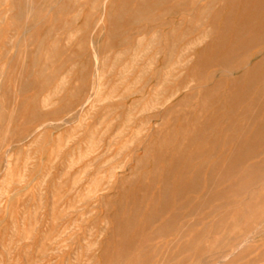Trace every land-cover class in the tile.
<instances>
[{"label": "rangeland", "instance_id": "1", "mask_svg": "<svg viewBox=\"0 0 264 264\" xmlns=\"http://www.w3.org/2000/svg\"><path fill=\"white\" fill-rule=\"evenodd\" d=\"M66 1L0 0V72H2L0 75V264H264V133L259 132L261 121H264V109L257 106L258 100L264 99V84L256 83L252 86L249 98L236 108L235 115L223 99L220 103L204 109L199 100H191L192 103L182 101L186 94L185 91L183 92L185 85L176 87L173 84L171 88L167 87L168 90L163 88L164 90L155 92L156 80L168 72V69H162L165 66L163 64L165 55L159 54L156 48L161 43L160 47H165L167 37L169 39L170 36H179L181 40L176 42L175 55H173V60L178 63L188 42L203 32L209 20L216 18V15L209 14L202 23L196 24L193 14L189 12L190 8L181 4L183 0H171L170 3L168 0L161 3L163 8L160 5L158 8L149 10L150 12L135 13L140 19L138 18L139 20H135L132 24L121 23L122 28L119 31L110 29L115 22L106 19L103 29L105 31H102L104 34L101 33L104 36L100 34L97 37L96 32L93 31L103 15L101 3L95 7L90 3V7L88 3L94 0ZM181 7L183 10L185 8V11ZM61 8H65L66 10L63 9V11L66 12H60ZM26 12L31 14L27 15ZM110 12L109 14H116L114 10ZM65 13L67 14L64 16ZM161 16L163 18H160ZM87 17H89L88 21ZM224 19L225 16L221 15L216 25L222 26ZM134 23L136 25H133ZM188 26H191L193 30H190ZM36 28L39 29L36 30ZM187 31L188 36L185 33ZM76 32L79 33L74 42L71 39ZM117 33L121 35V38L116 39L114 35ZM90 34L94 37L92 38ZM86 37L88 40L85 39ZM91 40L96 42V48L101 50L103 58L106 59V68L103 73H105L104 81L108 84L102 88L103 93H100L96 99L94 111L87 112L80 120L73 121L67 126H59V121L64 118L72 117V114L77 116V110L94 92L93 89H96L93 87L96 77ZM202 47L196 48L197 54L193 55L194 59L198 57V53L200 55ZM245 48L235 55L228 52L224 66L210 63L203 79H198L193 84L207 87L218 84L219 96H227L230 93L231 83L240 78L243 79L241 76L245 70L240 69L241 65L250 62L249 68H253L259 60L264 58V50L259 51L264 49V43L259 47ZM46 49H49L47 52L50 51V53L45 52ZM135 49L140 50L142 59L140 57L138 61L133 62L136 55ZM60 50H64L65 53ZM74 50H81V54L76 58L73 56ZM57 53L58 58L55 59ZM234 56L237 58L236 61L233 60ZM53 59L56 60L55 64ZM121 59L125 62H120ZM50 63H52L51 67ZM81 63L85 67H82ZM28 69L31 70L28 71ZM43 72H46L48 76ZM47 72H50V76ZM28 74L31 77H28L30 80L27 78ZM87 76L89 78H85ZM46 78L49 82H53H47ZM179 78L175 74L171 81L180 84L184 78ZM176 79L180 82L178 80L176 82ZM43 86L46 88H42ZM179 88H182V91L175 96L177 90L173 89ZM18 89H21L23 93L18 92ZM62 96L65 98L63 97L64 100L61 101ZM170 98L173 102L169 101L168 105L167 100ZM52 100L54 101L51 102ZM180 101L185 104L179 105ZM162 104L168 105L167 108H174V113L165 118V127L170 130L172 128L174 133L180 126L186 124V121H188L187 126L194 123L196 116H198V122L202 123L201 126L210 121L209 128H205L206 132L200 135L201 138L199 137L201 141L197 139L198 137H185L186 140L184 137H170L165 146L161 137H145L146 129L153 128L160 121L154 116L162 110ZM132 105H135L134 108L132 107V112L136 110L131 118L120 116L123 110ZM218 107L221 109L220 113L224 112L216 117ZM31 108H34L36 112L30 111ZM212 115L216 118L212 119ZM255 117H257L256 120ZM50 123L55 125L48 126L44 134L42 133L41 136L34 134L39 125ZM248 123L252 124L248 125ZM124 126L128 129L126 134L119 135ZM10 128L11 131H9ZM189 128L198 130L199 127L191 125ZM142 130L143 132H140ZM202 135H205L204 138ZM171 138L175 144L171 143ZM180 143L186 146L183 151L184 157L178 154ZM161 149L166 154H163ZM172 149L175 151L173 155ZM235 152L241 153V159H231V155ZM177 154L179 156H175ZM11 173L14 175L11 176ZM168 174H170L169 177ZM75 177L78 182L75 181ZM80 178L83 180L81 181ZM145 178H147L146 181ZM134 216L136 218L132 220Z\"/></svg>", "mask_w": 264, "mask_h": 264}, {"label": "bare ground", "instance_id": "2", "mask_svg": "<svg viewBox=\"0 0 264 264\" xmlns=\"http://www.w3.org/2000/svg\"><path fill=\"white\" fill-rule=\"evenodd\" d=\"M23 1V0H22ZM28 1V0H27ZM32 1V0H31ZM47 1V0H46ZM62 1V0H61ZM66 1V0H65ZM69 1V0H68ZM78 1V0H77ZM76 1V2H77ZM166 2V1H168V0H94L93 2H89L88 3V5H90V7H91V4H93L94 5V7L95 6H98L100 3H101V5H102V7H103V15H102V17L99 19V21H98V24H97V27L95 28V30L93 31L94 33L96 32V35H97V37H98V35H100L101 33H102V31H103V29L105 28V21H106V19H108V20H110L111 22H115V24H114V26H111L110 27V29H112V30H114V31H119L122 27H121V23H129V24H132V22H134L135 20H137L139 17L135 14V13H142V11H149V10H151V9H155V8H158L160 5L162 6V2ZM170 1L171 0H169L168 2L170 3ZM173 1V0H172ZM2 2H4V1H2ZM12 2V1H11ZM14 2H16V1H14ZM19 2V1H18ZM17 2V3H18ZM21 2V1H20ZM25 2H26V0H25ZM44 2H45V0H44ZM67 2V1H66ZM63 3H65V2H63ZM62 3V4H63ZM91 3V4H90ZM13 4H15V3H13ZM20 4V3H19ZM21 4H23V3H21ZM68 4V3H67ZM71 4V3H70ZM69 4V5H70ZM75 4H78V3H75ZM166 4V3H165ZM182 5H184V6H186V7H188V8H190V11L189 12H191L192 14H193V16H194V21L195 22H197L196 24H198V23H202L203 21H204V19L206 18V16H208L209 14H214V15H216V18H214V19H212V20H209V24H208V26H207V28L206 29H203L204 31L203 32H201L195 39H193V40H189L190 42H188V46H187V48L184 50V54H183V56H182V58H180V60H179V62L178 63H175L176 61H174L173 60V55H175V53H174V50H176V49H174L175 48V45H176V42L178 41V40H181V38H178V37H175V36H170L169 37V39H167L166 38V40H167V44H165L164 46L165 47H160L161 45H162V43H161V45L160 46H158L157 48H156V51H158V53L160 54V53H163V55H165V57H164V67L162 68V69H168V72L167 73H165L164 75H162L159 79H158V77H157V79L158 80H156V85L155 86H157L159 89H157V87H156V90H155V92L156 93H158V92H160V91H162V90H164L163 88H167L168 86H169V88H171L170 86L171 85H176V87H179V86H182V85H185V88H183L184 90H183V92L184 93H186L184 96L185 97H183L184 98V100H182V101H185V102H190L191 100H193V101H195V100H199L198 102H200V105L203 107V109L204 108H208L210 105H216L217 103H220L221 102V100L223 99L224 100V103L225 104H228L230 107H231V109H232V111L231 112H233V114L235 115L236 113V108L239 106V105H241L242 103H244L245 101H246V99L247 98H249L248 97V95H249V93L251 92V88H252V86L254 85V84H256V83H262V84H264V58H262L261 60H259L256 64H255V66L253 67V68H249V66H250V62H247V63H244L243 65H241V67H240V69H244L245 71H244V73H243V75L241 76L243 79H241L240 78V80H238V81H233L232 83H231V85H230V93L227 95V96H219V85L218 84H215V85H213L212 87H207L206 85L205 86H202V85H199V84H193L195 81H198V79H201L204 75H205V71H206V69H207V67L209 66V64L210 63H214L216 66H224V64H226V63H224V61L227 59L226 58V54L229 52H231L232 54H238L239 52H240V50L242 49V48H244V47H246V48H252V47H254V46H257V47H259V46H261L263 43H264V0H183L182 1V3H181ZM4 5V4H3ZM25 5V4H24ZM39 5V4H38ZM64 5V4H63ZM88 5H86V6H88ZM31 6V5H30ZM60 6V5H59ZM85 6V5H84ZM164 6H166V5H164ZM175 6H176V4H175ZM16 7V6H15ZM29 7V6H28ZM34 6H32V8H33ZM50 7V6H49ZM54 7H55V5H54ZM173 7V6H172ZM171 7V8H172ZM27 8V7H26ZM56 8V7H55ZM54 8V9H55ZM58 8H60V7H58ZM67 8V7H66ZM81 8V7H80ZM162 8H163V6H162ZM175 8V7H174ZM182 8V10H183V7H181ZM20 9V8H19ZM21 9H22V7H21ZM30 9V8H29ZM63 9H65V8H61L60 9V12H62L63 11ZM82 9V8H81ZM90 9V8H89ZM170 9V8H169ZM168 9V10H169ZM173 9V8H172ZM187 9V8H186ZM31 10V9H30ZM30 10H29V12H30ZM66 10V9H65ZM68 10V9H67ZM86 10V9H85ZM112 10V12H113V10L114 11H116V14H109V12ZM160 10V9H159ZM174 10V9H173ZM178 10H180V9H178ZM5 11V10H4ZM19 11V10H18ZM22 11H24L25 12V10H23L22 9ZM32 11H34V9H32ZM56 11V10H55ZM86 11H90V10H86ZM98 11V10H97ZM155 11V10H154ZM170 11H171V9H170ZM176 11H177V9H176ZM183 11H185V8H184V10ZM24 12H23V14H24ZM28 12V11H27ZM26 12V13H27ZM50 12V11H49ZM63 12H66V11H63ZM79 12V11H78ZM99 12V11H98ZM150 12V11H149ZM152 12H153V10H152ZM158 11H156V13H157ZM165 12H168V11H165ZM173 12V11H172ZM22 13V12H21ZM56 13V12H55ZM59 13V12H58ZM57 13V14H58ZM83 13H84V10H83ZM111 13V12H110ZM115 13V12H114ZM125 13H127V15L125 14ZM147 13V12H146ZM163 13H164V11H163ZM171 13V12H170ZM185 13V12H184ZM8 14V13H7ZM10 14V13H9ZM28 14H31V13H27V15ZM60 15H62L61 13H59ZM59 14H58V16H59ZM67 13H65L64 14V16L66 15ZM73 14V13H72ZM91 14V13H90ZM153 14H154V12H153ZM152 14V15H153ZM181 14H183V13H181ZM186 14V13H185ZM20 15V14H19ZM55 15V14H54ZM95 15V14H94ZM154 15H156V14H154ZM160 15H162V14H160ZM166 15H168V14H166ZM165 15V16H166ZM187 15V14H186ZM221 15H224L225 16V19H224V21H223V25L222 26H220L219 27V25L217 26L216 25V22H219V19L221 18ZM5 16V15H4ZM3 16V17H4ZM31 16H33V14L31 15ZM30 16V17H31ZM142 16H144V15H142ZM148 16V15H147ZM150 16H151V14H150ZM157 16V15H156ZM163 16V15H162ZM160 17V18H163V17ZM172 16V15H171ZM17 17V16H16ZM21 17H22V15H21ZM29 17V16H28ZM48 17V16H47ZM100 17V16H99ZM182 17V16H181ZM25 18V17H24ZM27 18V17H26ZM36 18V17H35ZM59 18V17H58ZM79 18V17H78ZM14 19V18H13ZM37 19V18H36ZM55 18H53V20H54ZM76 19H77V17H76ZM140 19V18H139ZM138 19V20H139ZM145 19V18H144ZM143 19V21H145ZM152 19H154V18H152ZM156 19V18H155ZM190 19H192V18H190ZM2 20H5V19H2ZM18 20V17H17V19H16V21ZM22 20V19H21ZM29 20V19H28ZM38 20V19H37ZM36 20V21H37ZM46 20V19H45ZM58 20V19H57ZM80 20V19H79ZM84 20H86L85 18H84ZM89 20V17H87V21ZM137 20V21H138ZM156 20H159V19H156ZM207 20V19H206ZM23 21V20H22ZM73 21V20H72ZM147 21V20H146ZM155 21V20H154ZM181 21V20H180ZM186 21V20H185ZM5 22V21H4ZM20 22V21H19ZM46 22V21H45ZM141 22H142V20H141ZM193 22V21H192ZM195 22H193V23H195ZM14 23V22H13ZM42 23H44V22H42ZM74 23H76V22H74ZM92 23V19H91V22H90V24ZM97 23V22H96ZM172 23V22H171ZM180 23V22H179ZM182 23V22H181ZM207 23V22H206ZM86 24V23H85ZM108 24V23H107ZM169 24V23H168ZM167 24V25H168ZM187 24H188V21H187ZM190 24V23H189ZM188 24V25H189ZM195 24V25H196ZM34 25V24H33ZM36 25V24H35ZM133 25H136L135 23L133 24ZM176 25V24H175ZM186 25V24H185ZM194 25V26H195ZM204 25H206V24H204ZM38 26V25H37ZM42 26V25H41ZM87 26V25H86ZM89 26H91V25H89ZM93 26H94V24H93ZM123 26H125V25H123ZM192 26H193V24H192ZM80 27V26H79ZM83 27V26H82ZM85 27V26H84ZM189 27V26H188ZM188 27H186L187 29H188ZM204 27V26H203ZM26 28V27H25ZM31 27H29V29H30ZM33 28V27H32ZM133 28V27H132ZM174 28H176V27H174ZM190 28V30H193L192 28H191V26L189 27ZM202 28V27H201ZM200 28V29H201ZM39 28H36V30H38ZM42 29V28H41ZM40 29V30H41ZM60 29V28H59ZM80 29V28H79ZM78 29V30H79ZM85 29H88V28H85ZM109 29V30H110ZM134 29V28H133ZM138 29V28H137ZM136 29V30H137ZM144 29V28H143ZM143 29H142V31H143ZM186 29V30H187ZM28 30V29H27ZM34 30V29H33ZM43 30H45L44 28H43ZM51 30V29H50ZM52 30H53V28H52ZM77 30V31H78ZM81 30H83V29H81ZM91 30V29H90ZM93 30V29H92ZM158 30H160V29H158ZM180 30V29H179ZM185 30V31H186ZM16 31V30H15ZM46 31V30H45ZM49 31V30H48ZM83 31H85V30H83ZM88 31V30H87ZM105 31V30H104ZM103 31V32H104ZM107 31V30H106ZM111 31V30H110ZM153 31V30H152ZM175 31V30H174ZM180 31H182V30H180ZM189 31V30H188ZM188 31L187 32H185V33H187V36H188ZM195 31V30H194ZM202 31V30H201ZM1 32V31H0ZM17 32V31H16ZM26 32V31H25ZM32 32V31H31ZM38 32V31H37ZM36 33V32H35ZM34 33V34H35ZM78 33L79 32H76L75 34H73V36H72V39L71 40H75L76 41V38L78 37L77 35H78ZM94 33H92V34H94ZM151 33V32H150ZM162 33V32H161ZM168 33V32H167ZM179 33V32H178ZM184 33V34H185ZM15 34V33H14ZM25 34V33H24ZM26 34H28V33H26ZM37 34V33H36ZM82 34V33H81ZM87 34V33H86ZM102 34H104V33H102ZM101 34V35H102ZM111 34V33H110ZM135 34V33H134ZM148 34V33H147ZM172 34V33H171ZM175 34V33H174ZM1 35V34H0ZM44 35V34H43ZM56 35H58V33L56 34ZM91 35V34H90ZM90 35H88V36H90ZM153 35V34H152ZM177 35V34H176ZM193 35H194V32H193ZM23 36V35H22ZM48 36V35H47ZM50 36V35H49ZM63 36V35H62ZM80 36V35H79ZM87 36V37H88ZM92 36V35H91ZM102 36H104V35H102ZM101 36V37H102ZM115 37H116V39H119V38H121V35L119 34V33H117V34H115L114 35ZM133 36V35H132ZM131 36V37H132ZM151 36V35H150ZM155 36V35H154ZM157 36H158V34H157ZM157 36L156 37H154L153 39L155 40V38H157ZM182 36H183V34H182ZM195 36V35H194ZM1 37V36H0ZM17 37V36H16ZM15 37V38H16ZM23 37H25V36H23ZM36 37V36H35ZM43 37V36H42ZM53 37H54V35H53ZM59 37V36H58ZM84 37V36H83ZM87 37L85 38V39H87ZM94 36H92V38H93ZM144 37V36H143ZM158 37H160V36H158ZM190 37H192V36H190ZM10 38H12V37H10ZM21 38V37H20ZM26 38V37H25ZM100 38V37H99ZM105 37H103V39H104ZM111 38V37H110ZM129 38V37H128ZM142 38V37H141ZM145 38V37H144ZM143 38V39H144ZM33 39V38H32ZM43 39V38H42ZM47 39L48 40H50L48 37H47ZM66 39V38H65ZM69 39V40H70ZM82 39V38H81ZM101 39V38H100ZM152 39V38H151ZM208 39H209V41H208ZM39 40H40V38H39ZM45 41H47L46 39H44ZM88 40V39H87ZM94 40V39H93ZM109 40V39H108ZM147 40V39H146ZM158 40V39H157ZM166 40H164L165 42H166ZM41 41V40H40ZM60 41H61V39H60ZM72 41V44L75 42H73ZM80 41V40H79ZM84 41V40H83ZM139 41V40H138ZM141 41H142V39H141ZM66 42V41H65ZM87 42V41H86ZM90 42V41H89ZM104 42V41H103ZM152 42H154V41H152ZM164 42V43H165ZM35 43V42H34ZM60 43V42H59ZM76 43H79V42H76ZM91 44H92V46H93V53H92V59H93V68H94V74H95V77H96V80H95V82H94V84H93V87L95 88L96 87V89H93V91L94 92H92L91 94H90V96L84 101V103L80 106V109L79 110H77V116H75V114H72V117H69V118H64V120H62V121H59V123H58V125L59 126H67V125H69V124H71L73 121H76V120H80L81 119V117L82 116H84V114H86L87 112H91V110H95L96 109V107H95V101H96V99L98 98V96H99V94L100 93H103L102 91V88L103 87H105L108 83L107 82H105L104 81V74L105 73H103V71H105V68H106V64H105V60L106 59H104L103 58V54L101 53V50L99 49H97L96 48V46H95V43H94V41H92L91 40V42H90ZM156 43V42H155ZM163 43V44H164ZM40 44V43H39ZM39 44L37 45V46H39ZM46 44V43H45ZM44 44V45H45ZM50 44V43H49ZM81 44H82V42H81ZM84 44H88V43H84ZM53 45V44H52ZM58 45V44H57ZM123 45H125V44H123ZM137 45H139V43L137 44ZM141 45V44H140ZM152 45V44H151ZM158 45V44H157ZM156 45V46H157ZM182 45V44H181ZM18 46V45H17ZM46 46V45H45ZM64 46V45H63ZM186 46V45H185ZM200 46H203L202 47V49H201V51H200V55H199V53H198V57H196L195 59H194V57H193V55H195V54H197L196 53V48L197 47H200ZM12 47V46H11ZM36 47V46H35ZM41 47V46H40ZM42 47H44V46H42ZM86 47V46H85ZM107 47V46H106ZM117 47H118V45H117ZM151 47V46H150ZM155 47V46H154ZM10 48V47H9ZM19 48V47H18ZM33 48V47H32ZM45 48V47H44ZM59 47H57V49H58ZM69 48V47H68ZM72 48V47H71ZM79 48V47H78ZM84 47H82V49H83ZM136 48V47H135ZM153 48V47H152ZM152 48H150V49H152ZM183 48V47H182ZM245 48V49H246ZM50 49V48H49ZM49 49H46V51L45 52H47V50H49ZM52 49H54V47L52 48ZM62 49H63V47H62ZM67 49V48H66ZM77 49V48H76ZM75 49V50H76ZM106 49V48H105ZM131 49V48H130ZM134 49V48H133ZM147 49H148V46H147ZM244 49V50H245ZM18 50V49H17ZM26 50V49H25ZM27 50H29V49H27ZM55 50H56V48H55ZM54 50V51H55ZM65 50V49H64ZM64 50H60V51H63L64 52ZM73 51V56H75V58H76V56H79L80 54H81V50H77V51ZM107 50V49H106ZM128 50V49H127ZM127 50H125V51H127ZM136 50V49H135ZM243 50V51H244ZM264 49H261V50H259V51H263ZM31 51V50H30ZM30 51H29V53H30ZM53 50H51V52H52ZM72 51V50H71ZM120 51V50H119ZM125 51H123V52H125ZM140 50L139 49H137L136 51H135V53H136V55H135V57H134V61H133V59H132V61L133 62H136V61H138L139 59H140V55H141V52H139ZM154 51V50H153ZM178 51V50H177ZM36 52V51H35ZM40 52H41V50H40ZM63 52H62V54H63ZM103 52H105L104 51V49H103ZM179 52V51H178ZM29 53H27V54H29ZM47 53H50V51L49 52H47ZM47 53H45V54H47ZM59 53V52H58ZM58 53L56 54V56H55V59H56V57L58 56ZM65 53V52H64ZM112 53V52H111ZM118 53V52H117ZM126 53V52H125ZM128 53V52H127ZM140 53V54H139ZM152 53V52H151ZM154 53V52H153ZM181 53V52H180ZM40 54V53H39ZM61 54V55H62ZM72 54V53H71ZM70 54V55H71ZM110 54V53H109ZM132 54V53H131ZM142 54H144V53H142ZM17 55V54H16ZM32 55H34V54H32ZM50 55V54H49ZM48 55V56H49ZM52 55H54L53 54V52H52ZM84 55V54H83ZM121 55H123V53H121ZM127 55V54H126ZM154 55V54H153ZM155 55H156V53H155ZM162 55V56H163ZM178 55V54H177ZM231 55V54H230ZM28 56V55H27ZM37 56V55H36ZM39 56V55H38ZM72 56V57H73ZM109 56H111V54L109 55ZM134 56V55H133ZM157 56V55H156ZM161 56V57H162ZM180 56V55H179ZM241 56V55H240ZM29 57V56H28ZM32 57V56H31ZM35 57V56H34ZM53 57V56H52ZM67 57V56H66ZM88 57V56H87ZM118 57V56H117ZM123 57H125V55H123ZM127 57V56H126ZM131 57V56H130ZM129 57V58H130ZM144 57V56H143ZM153 57V56H152ZM228 57H230L229 55H228ZM242 57V56H241ZM35 58H37V57H35ZM42 58H43V56H42ZM49 58V57H48ZM58 58V57H57ZM109 58H111V57H109ZM163 58V57H162ZM20 59V58H19ZM44 59V58H43ZM67 59V58H66ZM107 59H108V57H107ZM141 59H142V57H141ZM152 59V58H151ZM177 59V58H176ZM230 59V58H229ZM34 60V59H33ZM86 60V59H85ZM115 60V59H114ZM113 60V61H114ZM126 60V59H125ZM144 60V59H143ZM157 59H155V61H156ZM232 60V59H231ZM233 60L234 61H236L237 60V58H236V56H234V58H233ZM45 61V60H44ZM53 61H54V59H53ZM53 61H51V62H53ZM56 61V60H55ZM55 61H54V63L53 64H55ZM110 60H108V62H109ZM130 61V60H129ZM149 61H150V59H149ZM33 62H35V60L33 61ZM61 62V61H60ZM59 62V63H60ZM85 62V61H84ZM90 62H91V60H90ZM119 62V61H118ZM120 62H125V61H122V59H121V61ZM132 62V63H133ZM148 62V61H147ZM146 62V63H147ZM163 62V61H162ZM228 62V64H229V61H227ZM38 63V62H37ZM74 63V62H73ZM77 63V62H76ZM89 63V62H88ZM138 63H140V61L138 62ZM156 63V62H155ZM224 63V64H223ZM236 63V62H235ZM234 63V64H235ZM63 64H64V62H63ZM78 64V63H77ZM82 64V63H81ZM86 64V63H85ZM112 64V63H111ZM118 64V63H117ZM126 64V63H125ZM233 64V63H232ZM24 65V64H23ZM41 66H44V65H42V64H40ZM51 65H52V63H50V67H51ZM59 65V64H58ZM74 65V64H73ZM76 65V64H75ZM128 65V64H127ZM133 65V64H132ZM55 66V65H54ZM70 66V65H69ZM82 67H85V66H83V64L81 65ZM89 66V65H88ZM113 66V65H112ZM118 66V65H117ZM116 66V67H117ZM130 66V65H129ZM137 66H139V65H137ZM229 66V65H228ZM234 66V65H233ZM26 67V66H25ZM76 67V66H75ZM115 67V66H114ZM143 67V66H142ZM231 67H232V65H231ZM230 67V68H231ZM5 68V67H4ZM29 68V67H28ZM42 68V67H41ZM60 68V67H59ZM58 68V69H59ZM108 68H109V66H108ZM133 68V67H132ZM137 68V67H136ZM223 68H225V67H223ZM17 69V68H16ZM36 69H38V68H36ZM48 69V68H47ZM54 69V68H53ZM78 69V68H77ZM85 69H87V68H85ZM89 69V68H88ZM225 69H227V67L225 68ZM22 70V69H21ZM31 70V69H30ZM29 69H28V71H30ZM49 70V69H48ZM68 70V69H67ZM71 70V69H70ZM75 70V69H74ZM84 70V69H83ZM115 70V69H114ZM132 70V69H131ZM160 70V69H159ZM211 70H213V69H211ZM43 71V70H42ZM46 71V70H45ZM57 71V70H56ZM125 71H127L126 70V68H125ZM222 71V70H221ZM224 71V70H223ZM227 71V70H226ZM229 71V70H228ZM36 72V71H35ZM38 72V71H37ZM75 72V71H74ZM114 72V71H113ZM133 72V71H132ZM173 72H175V74L177 75V78H179V77H181V78H184V81H182L180 84H176L175 82L173 83V81H171V78H172V76H174L175 74H173ZM230 72V71H229ZM2 72H0V75H2L1 74ZM42 73V72H41ZM44 73V72H43ZM46 73V72H45ZM44 73V74H45ZM48 74L50 73V72H47ZM64 74H65V72H63ZM69 73H71V72H69ZM77 73V72H76ZM85 73V72H84ZM89 73V72H88ZM117 73V72H116ZM156 73V72H155ZM215 73V72H214ZM222 73V72H221ZM68 74V73H67ZM72 74H73V72H72ZM82 74V73H81ZM112 73H110V75H111ZM123 74H125V73H123ZM226 74V73H225ZM18 75V74H17ZM45 75H47V74H45ZM86 75V74H85ZM91 75V74H90ZM108 76H110L109 74H107ZM119 75V74H118ZM155 75V74H154ZM153 75V76H154ZM211 75V74H210ZM228 75V74H227ZM31 76V75H30ZM33 76V75H32ZM39 76H41V75H39ZM48 76V75H47ZM46 76V77H47ZM49 76H50V74H49ZM72 76V75H71ZM84 76V75H83ZM114 76V75H113ZM115 76H116V74H115ZM124 76V75H123ZM139 76V75H138ZM143 76V75H142ZM2 77V76H1ZM4 77V76H3ZM2 77V78H3ZM29 77V74H28V76H27V78ZM67 77H68V75H67ZM127 77V76H126ZM210 77V76H209ZM227 77V76H226ZM228 77H229V75H228ZM18 78V77H17ZM22 78H24V76L22 77ZM26 78V77H25ZM29 78H31V77H29ZM28 78V79H29ZM42 78V77H41ZM40 78V79H41ZM47 78H49V77H47ZM46 78V79H47ZM81 78V77H80ZM80 78H79V80H80ZM85 78H89L88 76L87 77H85ZM108 78V77H107ZM118 78V77H117ZM214 78V77H213ZM28 79H26V80H28ZM61 79V78H60ZM69 79V78H68ZM82 79V78H81ZM180 79V78H179ZM203 79V78H202ZM30 80V79H29ZM28 80V81H29ZM49 80H51V79H49ZM54 80V79H53ZM72 80H74V78L72 79ZM78 80V81H79ZM116 80V79H115ZM178 79H176V82H178L177 81ZM225 80V79H224ZM14 81H15V79H14ZM19 81V80H18ZM23 81H25V80H23ZM35 81V80H34ZM69 81V80H68ZM67 81V82H68ZM70 81H71V79H70ZM89 81H91V79L89 80ZM3 82V81H2ZM20 82V81H19ZM26 82V81H25ZM47 82H49L48 81V79H47ZM51 82H53V81H50L49 83H51ZM60 82V81H59ZM109 82V81H108ZM117 82V81H116ZM180 82V81H179ZM188 82V83H187ZM226 82V81H225ZM21 84H22V82H20ZM38 83V82H37ZM41 83H43V82H41ZM63 83V82H62ZM123 83H125V82H123ZM134 83V82H133ZM172 83V84H171ZM224 83V82H223ZM21 84H20V86H21ZM31 84V83H30ZM36 84V83H35ZM47 84V83H46ZM64 84V83H63ZM70 84V82L68 83V85ZM92 84V83H91ZM110 84V83H109ZM111 84H112V82H111ZM114 84H115V82H114ZM126 84V83H125ZM23 85V84H22ZM34 85V84H33ZM42 85V84H41ZM67 85V86H68ZM76 85V84H75ZM81 85V84H80ZM89 85V84H88ZM123 85V84H122ZM26 86V85H25ZM32 86V85H31ZM73 86V85H72ZM111 86V85H110ZM224 86H225V83H224ZM18 87V86H17ZM22 87V86H21ZM61 87H62V89H63V85L61 84ZM85 87V86H84ZM91 87V86H90ZM173 88H174V86H172ZM222 87V86H221ZM42 88H46V87H42ZM42 88H41V90H42ZM112 88V87H111ZM60 89V88H59ZM155 89V88H154ZM222 89H224V88H222ZM15 90H17V89H15ZM21 90V89H20ZM19 89H18V92L20 91ZM64 90V89H63ZM117 90V89H116ZM167 90H168V88H167ZM172 90V89H171ZM173 90H177V92H176V94H175V96L177 95V93H179L180 91H182V88H179V89H173ZM44 91H46V90H44ZM44 91H43V93H44ZM65 91V90H64ZM66 91H67V89H66ZM72 91V90H71ZM85 91H87V90H85ZM90 91V90H89ZM120 91V90H119ZM126 91V90H125ZM21 92V94L23 93V91H20ZM42 92V91H41ZM60 92V91H59ZM106 92V91H105ZM40 93V92H39ZM56 93V92H55ZM64 93V92H63ZM62 93V94H63ZM110 93V92H109ZM13 94V93H12ZM20 94V95H21ZM51 94V93H50ZM61 94V93H60ZM65 94V93H64ZM48 95V94H47ZM84 95H87L86 93H84ZM89 95V94H88ZM222 95H223V93H222ZM103 96H105V95H103ZM108 96V95H107ZM167 96V95H166ZM174 96V97H175ZM254 96V95H253ZM37 97V96H36ZM35 97V98H36ZM39 97V96H38ZM37 97V98H38ZM59 97V96H58ZM57 97V98H58ZM63 97L65 98V96H62V98H61V101H62V99H63ZM67 97V96H66ZM81 97V96H80ZM111 97V96H110ZM110 97H109V99H110ZM151 97H154V96H151ZM182 97V96H181ZM251 97V96H250ZM14 98H15V96H14ZM57 98H56V100H57ZM73 98V97H72ZM83 98V97H82ZM86 98V97H85ZM144 98V100H146V98L145 97H143ZM166 98V97H165ZM18 99V98H17ZM33 99H34V97H33ZM45 99V98H44ZM74 99V98H73ZM77 99H78V97H77ZM100 99H101V97H100ZM155 98H153V100H154ZM167 99V98H166ZM172 98H170L169 100H167V103L171 100ZM176 99V98H175ZM253 99V98H252ZM251 99V100H252ZM15 100V99H14ZM55 100V99H54ZM54 100H52L51 102H53ZM64 100V99H63ZM72 100V99H71ZM71 100H69V101H71ZM107 100H108V97H107ZM22 101H26V100H22ZM80 101V100H79ZM101 101V100H100ZM250 101V100H249ZM256 101H257V99H256ZM21 102V101H20ZM36 102V101H35ZM34 102V103H35ZM38 102V101H37ZM64 102V101H63ZM107 102V101H106ZM143 102V101H142ZM150 102V101H149ZM151 102H152V100H151ZM166 102V101H165ZM171 103L173 102V101H170ZM185 102H184V104H185ZM253 102V101H252ZM251 102V103H252ZM26 103V102H25ZM59 103V102H58ZM68 103V102H67ZM71 103H73V101H71ZM157 103V102H156ZM163 103V102H162ZM190 103H192V102H190ZM20 104H22V102L20 103ZM23 104H24V102H23ZM39 104V103H38ZM70 104V103H69ZM147 104V103H146ZM181 104H183V102H181L180 101V103H179V105H181ZM183 104V105H184ZM224 104V105H225ZM14 105V104H13ZM25 105V104H24ZM32 105V104H31ZM35 105H37V104H35ZM68 105V104H67ZM168 105H169V103H168ZM168 105H163L162 104V110L160 111V112H158V111H156V112H158V114H156L155 116H154V118H158V119H160V121L158 122V123H156V125L153 127V128H150V129H146V131L144 132V134H145V137H161L160 139H161V141L163 142V144L165 145V143H167V141L168 140H170V137H194V138H197L198 140L201 138L200 137V135L203 133H205L206 131H205V128H209V122L207 121V122H205V124H203V126H204V128H203V126H201V124L198 122V119H197V117L198 116H196V119H195V122L194 123H192V124H189L188 126L186 125L187 124V122L188 121H186V124H184V125H182V126H180L179 127V129L176 131V133H174V132H172V128H171V130L169 129V128H166L165 127V120L168 118H166V116H170V115H172L174 112V108L172 109V108H167V106ZM197 105H199V104H197ZM250 105H252V104H250ZM19 106V105H18ZM18 106H17V108H18ZM20 106H22V105H20ZM19 106V107H20ZM30 106V105H29ZM28 106V107H29ZM50 106V105H49ZM72 106H73V104H72ZM133 106H135V105H132L131 107H129V108H127L126 110H123L122 111V113H121V115L120 116H126L127 118H131V115H132V113L136 110V109H134V111L132 112V107ZM149 106V105H148ZM192 106V105H191ZM257 106H259L261 109H264V99L263 100H258V103H257ZM38 107V106H37ZM36 107V108H37ZM56 107V106H55ZM140 107V106H139ZM138 107V108H139ZM151 107V106H150ZM165 107H166V109H165ZM17 108H15V110L17 109ZM30 108V107H29ZM69 108V107H68ZM134 108V107H133ZM137 108V107H136ZM219 108V107H218ZM220 108H222L221 106H220ZM216 109V113H215V116L216 117H218V116H220V114H222V113H220L221 112V109ZM247 108V107H246ZM249 108V107H248ZM256 108V107H255ZM50 109V108H49ZM67 109V108H66ZM71 109V108H70ZM99 109V108H98ZM97 109V110H98ZM140 109V108H139ZM159 109V108H158ZM157 109V110H158ZM187 109V108H186ZM223 109V108H222ZM259 109V108H258ZM20 110V109H19ZM18 110V111H19ZM31 110H33V112H34V108L32 109H30V111ZM39 110V112L42 110V107H41V110H40V108L38 109ZM96 110V111H97ZM151 110V109H150ZM256 110V109H255ZM14 111V110H13ZM28 111V110H27ZM61 111V110H60ZM155 111H154V113H155ZM209 112H210V110H208ZM215 111V110H214ZM17 112V111H16ZM15 112V113H16ZM36 112V111H35ZM34 112V113H35ZM56 112V111H55ZM176 112V111H175ZM230 112V111H229ZM33 113V114H34ZM38 113V112H37ZM71 113V112H70ZM69 113V114H70ZM95 113V112H94ZM200 113V112H199ZM207 113V112H206ZM211 113V112H210ZM228 113V112H227ZM238 113V112H237ZM255 113V112H254ZM17 114V113H16ZM67 114H68V112H67ZM139 114V113H138ZM193 114V113H192ZM191 114V115H192ZM196 114V113H195ZM239 114V113H238ZM249 114V113H248ZM14 115V114H13ZM12 115V116H13ZM41 115V114H40ZM103 115V114H102ZM209 115V114H208ZM231 115V114H230ZM262 115V114H261ZM15 116H17V115H15ZM69 116V115H68ZM90 116H92V115H90ZM94 116V115H93ZM174 116V115H173ZM188 116H189V114H188ZM195 116V115H194ZM211 116V115H210ZM213 116L214 115H212V119H215L216 117H214L213 118ZM256 116V115H255ZM106 117V116H105ZM137 117V116H136ZM191 117V116H190ZM203 117V116H202ZM221 117H223V115L221 116ZM226 117H228L227 115H226ZM236 117V116H235ZM11 118V117H10ZM17 118V117H16ZM15 118V119H16ZM91 118V117H90ZM126 118V119H127ZM151 118H153V117H151ZM166 118V119H165ZM189 118V117H188ZM192 118V117H191ZM190 118V119H191ZM204 118H205V116H204ZM249 118V117H248ZM256 118L257 117H255V120H256ZM34 119H35V117H34ZM174 119H175V117H174ZM174 119H173V121H174ZM218 119H220V118H218ZM224 119V118H223ZM252 119V118H251ZM259 119V118H258ZM257 119V120H258ZM7 120H9V119H7ZM12 120V119H11ZM39 120V119H38ZM88 119H86V121H87ZM135 120V119H134ZM211 120V119H210ZM253 120V119H252ZM36 121V120H35ZM128 121V120H127ZM133 121V120H132ZM149 121H150V119H149ZM219 121V120H218ZM229 121V120H228ZM231 121V120H230ZM245 121V120H244ZM243 121V122H244ZM254 121V120H253ZM12 122V121H11ZM55 122V121H54ZM147 122V121H146ZM221 122V121H220ZM249 122V121H248ZM262 122V124H261V129L259 130V126H258V130H259V132H261V133H264V121H261ZM260 122V123H261ZM10 123V122H9ZM15 123V122H14ZM41 123V122H40ZM40 123H38V124H40ZM81 123V122H80ZM175 123V122H174ZM173 123V124H174ZM217 123V122H216ZM253 123V122H252ZM252 123H250V124H252ZM33 124V123H32ZM213 124V123H212ZM236 124V123H235ZM249 123H248V125H250ZM11 125H13L12 123H11ZM55 125V124H54ZM52 123H50V124H43V125H39V127L35 130V132H34V134L36 135V134H40V136L42 135V133L44 134V132L46 131V129L48 128V126H54ZM76 125V124H75ZM74 125V126H75ZM177 125V124H176ZM191 125H193V127H199L198 128V130H195V129H191V128H189V126H191ZM241 125V124H240ZM260 125V124H259ZM10 126V125H9ZM72 126V125H71ZM70 126V127H71ZM78 126V125H77ZM150 126V125H149ZM149 126H147V127H149ZM230 126H232V125H230ZM253 126H254V124H253ZM97 127V126H96ZM95 127V128H96ZM172 127H174V125H172ZM176 127V126H175ZM252 126H250V128H251ZM53 128V127H52ZM62 128V127H61ZM80 128V127H79ZM79 128L77 129V130H79ZM82 128V127H81ZM142 128V127H141ZM140 128V129H141ZM146 128V127H145ZM144 128V129H145ZM250 128H249V130H250ZM8 129V128H7ZM58 129V128H57ZM60 129V128H59ZM93 129H94V127H93ZM99 129V128H98ZM212 129V128H211ZM231 129V128H230ZM12 130H13V128H12ZM128 129H127V126H124L121 130H120V133H118L119 135L120 134H122V135H124V134H126V131H127ZM195 130V131H194ZM232 130V129H231ZM230 130V131H231ZM243 130V129H242ZM8 131V130H7ZM9 131H11V128L9 129ZM15 131V130H14ZM175 131V130H174ZM33 132V131H32ZM61 132V131H60ZM85 132V131H84ZM83 132V133H84ZM119 132V131H118ZM140 132H143V130L142 131H140ZM245 132V131H244ZM6 133V132H5ZM71 133V132H70ZM99 133V132H98ZM138 133V132H137ZM210 133V132H209ZM221 133V132H220ZM258 133V132H257ZM30 134H32V133H30ZM87 134V133H86ZM94 134V133H93ZM116 134H117V132H116ZM115 134V135H116ZM118 134H117V136H118ZM9 135V134H8ZM68 135H70V134H68ZM74 135V134H73ZM143 135V134H142ZM7 136V135H6ZM10 136V135H9ZM30 136V135H29ZM28 136V137H29ZM95 136V135H94ZM141 136V135H140ZM203 136V135H202ZM205 136V135H204ZM204 136L202 137V138H204ZM253 136V135H252ZM58 137V136H57ZM78 137V136H77ZM91 137V136H90ZM200 137V138H199ZM218 137V136H217ZM255 137V136H254ZM33 138V137H32ZM39 138V137H38ZM60 138V137H59ZM171 138V143H173L172 142V139ZM209 138V140H210V137H208ZM26 139V138H25ZM41 139V138H40ZM61 139V138H60ZM179 139V138H178ZM191 139V138H190ZM196 139V140H197ZM217 139V138H216ZM215 139V140H216ZM231 139V138H230ZM92 140H93V138H92ZM185 140H186V138H185ZM207 140V139H206ZM229 140V139H228ZM238 140V139H237ZM252 140V139H251ZM254 140V139H253ZM38 141V140H37ZM57 141H59V139L57 138ZM176 141V140H175ZM199 141H201V140H199ZM230 141V140H229ZM93 142V141H92ZM160 142V141H159ZM188 142V141H187ZM192 142H194V141H192ZM204 142V141H203ZM209 142V141H208ZM218 142V141H217ZM57 143H59V142H57ZM184 143H186V142H184ZM184 143H180V145H178V150H179V152L180 153H178V154H181V156L182 157H184L183 156V151L185 150V148H186V146H185V144ZM212 143V142H211ZM214 143V142H213ZM216 143V142H215ZM232 143V142H231ZM230 143V144H231ZM239 143H240V141H239ZM160 144H162V143H160ZM162 144V145H163ZM169 144V143H168ZM167 144V145H168ZM173 144H175V143H173ZM172 144V145H173ZM192 144V143H191ZM195 144V143H194ZM207 144V143H206ZM224 144V143H223ZM33 145V144H32ZM35 145V144H34ZM93 145V144H92ZM144 145V144H143ZM152 145H154V144H152ZM156 145H157V143H156ZM161 145V146H162ZM169 145H171V144H169ZM217 145V144H216ZM215 145V146H216ZM229 145V144H228ZM57 146H58V144H57ZM142 146V145H141ZM148 146H150V145H148ZM166 146V145H165ZM87 147V146H86ZM91 147V146H90ZM146 147V146H145ZM155 147V146H154ZM164 147V146H163ZM162 147V149L163 150H165V148H163ZM169 147V149H170V146H168ZM193 147V146H192ZM239 147H241V146H239ZM82 148V147H81ZM89 148V147H88ZM150 148V147H149ZM189 148V147H188ZM187 148V149H188ZM93 149H94V147H93ZM152 149V148H151ZM161 149V152L163 151ZM166 149H168V148H166ZM177 149V148H176ZM186 149V150H187ZM236 149V148H235ZM239 149V148H238ZM249 149V148H248ZM143 150V149H142ZM201 150V149H200ZM135 151V150H134ZM133 151V152H134ZM172 151H174L173 149H172ZM189 151V150H188ZM247 151V150H246ZM245 151V152H246ZM78 152H79V150H78ZM84 152H86V151H84ZM92 152V151H91ZM136 152V151H135ZM160 152V153H161ZM165 152L166 153H168L166 150H165ZM164 152V153H165ZM75 153V152H74ZM138 153V152H137ZM163 153V152H162ZM163 153V154H164ZM165 153V154H166ZM175 153V151L172 153V155ZM253 153H255V152H253ZM30 154V153H29ZM82 154V153H81ZM85 154V153H84ZM175 155V156H179V155ZM187 154V153H186ZM207 154V153H206ZM245 154H247L248 156H250L248 153H245ZM75 155V154H74ZM150 155V154H149ZM159 155V154H158ZM172 155H169V156H172ZM257 155V154H256ZM147 156H148V154H147ZM157 156V155H156ZM163 156V155H162ZM186 156V155H185ZM232 157H231V159L233 160V159H236V158H239V159H241V153H236L235 152V154H232L231 155ZM237 156V157H236ZM251 156H253V155H251ZM258 156H261V155H258ZM85 157V156H84ZM173 157V156H172ZM172 157H170V158H172ZM243 157H245V155H243ZM73 158V157H72ZM71 158V159H72ZM193 158H196V157H193ZM246 158V157H245ZM70 159V158H69ZM73 159H75V158H73ZM79 159V158H78ZM142 159V158H141ZM148 159V158H147ZM184 159V158H183ZM186 159V158H185ZM230 159V160H231ZM260 159V158H259ZM143 160H144V158H143ZM142 160V161H143ZM248 160V159H247ZM74 161V160H73ZM83 161V160H82ZM150 161V160H149ZM176 161V160H175ZM137 162H139V161H137ZM177 162V161H176ZM179 162H181V161H179ZM75 163V162H74ZM82 163V162H81ZM172 163V162H171ZM174 163V162H173ZM241 163V162H240ZM159 164V163H158ZM169 165H170V162L168 163ZM179 164V163H178ZM7 165V164H6ZM79 165V164H78ZM157 165V164H156ZM8 166V165H7ZM71 166V165H70ZM69 166V167H70ZM119 166V165H118ZM117 166V167H118ZM143 166V165H142ZM64 167H66V166H64ZM174 167H176V166H174ZM66 169V168H65ZM63 170V169H62ZM67 170V169H66ZM159 170V169H158ZM255 170V169H254ZM263 170H264V168H263ZM68 171H70V170H68ZM73 171V170H72ZM136 171V170H135ZM170 171V170H169ZM63 172V171H62ZM184 172V171H183ZM262 172V171H261ZM9 173H10V171H9ZM13 173V172H12ZM11 173V176H13L14 174H12ZM63 173H65V172H63ZM116 173V172H115ZM169 173V172H168ZM199 173V172H198ZM232 173V172H231ZM233 173H234V171H233ZM60 174V173H59ZM80 174V173H79ZM78 174V175H79ZM86 174V173H85ZM152 174H153V171H152ZM159 174V173H158ZM228 174V173H227ZM49 175V174H48ZM62 175H64V174H62ZM115 175V174H114ZM120 175V174H119ZM147 175H149V174H147ZM196 175V174H195ZM198 175V174H197ZM235 175V174H234ZM237 175V174H236ZM61 176V175H60ZM66 176V175H65ZM80 176V175H79ZM82 176V175H81ZM154 176V175H153ZM164 176V175H163ZM166 176V175H165ZM170 176V174H168V177ZM63 177V176H62ZM78 177V176H77ZM156 177V176H155ZM167 177V176H166ZM260 177V176H259ZM9 178V176L7 177V179ZM14 177H12V179H13ZM131 178V177H130ZM133 178V177H132ZM153 178V177H152ZM152 178H151V180H152ZM234 178V177H233ZM60 179V178H59ZM63 179V178H62ZM67 179H68V177H67ZM66 179V180H67ZM76 177H75V181H76ZM79 179V178H78ZM91 179V178H90ZM157 179V178H156ZM168 179V178H167ZM73 180V179H72ZM80 180L82 181L83 179L82 178H80ZM110 180V179H109ZM134 180V179H133ZM137 180V179H136ZM135 180V181H136ZM147 180V178H145V181ZM163 180H165V179H163ZM168 180H170V179H168ZM258 180V179H257ZM45 181V180H44ZM70 181V180H69ZM74 181V180H73ZM89 181H91V180H89ZM93 181V180H92ZM134 181V182H135ZM156 181V180H155ZM57 182H58V180H57ZM72 182V181H71ZM76 182H78V181H76ZM76 182H74V184H76ZM96 182H97V180H96ZM121 182V181H120ZM130 182V181H129ZM152 182V181H151ZM157 182H158V180H157ZM166 182V181H165ZM66 183V182H65ZM64 183V184H65ZM69 183V182H68ZM67 183V184H68ZM95 183V182H94ZM131 183H132V181H131ZM130 183V184H131ZM156 183V182H155ZM167 183H171V182H167ZM66 184V185H67ZM163 185H164V182H163ZM170 185V184H169ZM192 186H193V184H191ZM167 186V185H166ZM198 186V185H197ZM196 186V187H197ZM167 187H169V186H167ZM172 187V186H171ZM166 190V189H165ZM61 195V194H60ZM96 197V196H95ZM96 212V211H95ZM133 218H136L135 216L134 217H132V220H133ZM152 218V217H151ZM154 218H155V216H154ZM151 220H153V219H151ZM128 222V221H127ZM132 222V221H131ZM158 222V221H157ZM126 223V222H125ZM152 224V223H151ZM150 224V225H151ZM142 225H143V223H142ZM123 226H125V225H123ZM165 227H166V225H165ZM184 228V227H183ZM186 228V227H185ZM146 229V228H145ZM163 229H164V227H163ZM183 230V229H182ZM123 232V231H122ZM121 232V233H122ZM182 233V232H181ZM181 233H180V235H181ZM119 234H120V232H119ZM162 234V233H161ZM217 234V233H216ZM215 234V235H216ZM123 235H125V234H123ZM119 236V235H118ZM184 236V235H183ZM148 237V236H147ZM116 238H118V237H116ZM113 239V238H112ZM111 239V240H112ZM145 239V238H144ZM143 239V240H144ZM148 240V239H147ZM194 240V239H193ZM192 240V241H193ZM149 241V240H148ZM191 241V242H192ZM195 242V241H194ZM147 243V242H146ZM173 243V242H172ZM176 242L174 241V244H175ZM191 244H193V243H191ZM241 245V244H240ZM243 245V244H242ZM13 252V251H12ZM139 257V256H138ZM140 258V257H139Z\"/></svg>", "mask_w": 264, "mask_h": 264}]
</instances>
